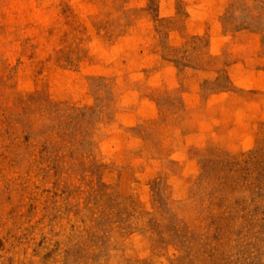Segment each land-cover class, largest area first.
Here are the masks:
<instances>
[{
    "label": "rangeland",
    "instance_id": "374dc122",
    "mask_svg": "<svg viewBox=\"0 0 264 264\" xmlns=\"http://www.w3.org/2000/svg\"><path fill=\"white\" fill-rule=\"evenodd\" d=\"M0 264H264V0H0Z\"/></svg>",
    "mask_w": 264,
    "mask_h": 264
}]
</instances>
